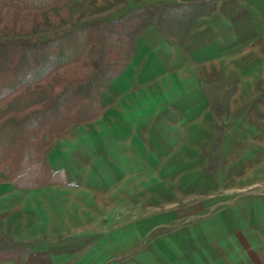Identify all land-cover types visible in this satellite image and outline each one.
Masks as SVG:
<instances>
[{
    "label": "crops",
    "instance_id": "0c3cea01",
    "mask_svg": "<svg viewBox=\"0 0 264 264\" xmlns=\"http://www.w3.org/2000/svg\"><path fill=\"white\" fill-rule=\"evenodd\" d=\"M244 56L264 75V0H213L183 43L143 31L101 114L47 151L55 183L0 181V264H18L14 246L29 250L24 264H264V184L227 198L250 181L210 170L207 154L217 127L208 89ZM239 136L225 145L242 153L244 140L248 158L261 150L264 171V135Z\"/></svg>",
    "mask_w": 264,
    "mask_h": 264
},
{
    "label": "trees",
    "instance_id": "16d2710c",
    "mask_svg": "<svg viewBox=\"0 0 264 264\" xmlns=\"http://www.w3.org/2000/svg\"><path fill=\"white\" fill-rule=\"evenodd\" d=\"M73 1L0 0V181L26 189L55 183L47 149L101 114V95L131 61L139 35L173 11L145 5L59 29L72 18ZM93 9L87 4L81 15ZM41 31L50 32L33 36ZM14 248L24 264L29 250Z\"/></svg>",
    "mask_w": 264,
    "mask_h": 264
},
{
    "label": "rangeland",
    "instance_id": "374dc122",
    "mask_svg": "<svg viewBox=\"0 0 264 264\" xmlns=\"http://www.w3.org/2000/svg\"><path fill=\"white\" fill-rule=\"evenodd\" d=\"M92 1L96 2V4H92L94 9L85 15H81V11L87 4H83L78 0L71 2L70 9L74 12L73 16L69 23L59 29L78 27L93 21L113 20L123 16L129 10L145 5H157L160 8L173 9V11H167L162 17L164 19L154 26L166 35L183 43L186 41L187 34L195 24L198 16L210 12L211 3L213 2V0ZM103 2L106 3L103 4ZM49 32L41 31L33 36L40 37ZM248 63H251V61L247 59V56H244L243 59L235 60L231 58L227 60L218 68V71H220L218 75L217 72L214 75L220 81L212 84L208 89L213 111L217 116L215 139L207 149V154L210 155L209 169H218L220 170H217L218 172L222 171L221 175L226 171L227 175V170L232 168L233 172L236 171L235 176L243 174L250 181L245 186L232 190V192L226 190L227 194L224 195H228L227 198L230 199L247 192L253 195L262 194L263 192L264 171L257 169L262 163L260 162L261 150L258 151V155L254 156L256 158H248L243 146L244 140L237 141V144H240L239 147H242V153L237 149H232L229 145H225L227 135H238V138L239 135H264V123H262L260 117L262 106H264V75L261 74V70H259L260 74L258 75L252 74L254 70L252 67H247ZM240 66H242L241 70L236 69ZM236 71H242L243 74ZM258 115L260 117L259 122ZM227 150H230V154L234 150V155L230 156ZM249 153L251 154V151ZM222 180L224 178H221Z\"/></svg>",
    "mask_w": 264,
    "mask_h": 264
}]
</instances>
